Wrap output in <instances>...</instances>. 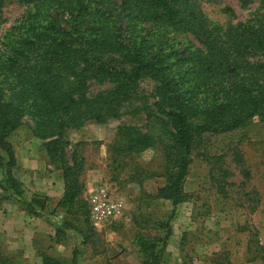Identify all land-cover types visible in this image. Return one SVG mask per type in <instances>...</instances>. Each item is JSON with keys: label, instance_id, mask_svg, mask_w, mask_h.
<instances>
[{"label": "trees", "instance_id": "obj_1", "mask_svg": "<svg viewBox=\"0 0 264 264\" xmlns=\"http://www.w3.org/2000/svg\"><path fill=\"white\" fill-rule=\"evenodd\" d=\"M30 1L25 16L0 40V200L23 195L8 137L27 117L33 137L42 141L50 164L61 172L63 191L56 202L33 196L22 205L33 216L61 209L64 217L55 233L72 229L85 240L74 222L91 223L82 196L85 160L80 142L71 143L66 131L86 121L119 119L141 79L155 83L153 104L159 115L152 118L162 138L123 124L112 149L128 156L161 145L165 184L156 194L143 193L145 198L167 199L173 206L184 202L189 195L183 183L198 138L243 129L254 118L264 122V11L231 25L221 39L193 0ZM238 2L264 6V0ZM173 33L191 34L199 46L175 42ZM103 85L107 87L91 90ZM211 158V172L217 169L211 180L223 192L228 184L224 155ZM235 159L241 161L238 152ZM134 168L130 178L140 183V176L155 173L137 164ZM134 222L145 227L136 218ZM158 226L166 229L163 237L134 238L143 264L165 261L170 226ZM12 258L0 249V264H10ZM41 258L42 264H64L44 253Z\"/></svg>", "mask_w": 264, "mask_h": 264}, {"label": "rangeland", "instance_id": "obj_2", "mask_svg": "<svg viewBox=\"0 0 264 264\" xmlns=\"http://www.w3.org/2000/svg\"><path fill=\"white\" fill-rule=\"evenodd\" d=\"M193 1L208 28H215L221 39L231 25L264 11V6L258 2L243 7L238 0ZM32 5L30 0H4L0 8V40ZM172 38L175 42L199 46L191 34L173 33ZM105 87L92 86L91 90ZM154 87L151 79H141L135 97L125 104V112L119 119L86 121L81 127L65 133V138L71 143L80 142L79 148L85 160L83 198L89 191L106 187L111 194L123 200L124 215L99 226H93L89 221L74 222L86 235L85 240L83 235L72 229H65L62 234L51 229L45 237L34 239L36 254L30 262L22 256L23 251L7 254L4 241H0L2 252L13 257L10 264H42L43 253L64 264H143L134 238L139 234L148 239L163 237L166 229L158 226L160 222H169L170 226L163 253L166 258L162 264H173L169 249L172 254L175 252L184 256L185 259L180 255L176 258L185 264H217L214 263L216 260H220L221 264H263L264 122L254 118L243 129L200 136L192 150L188 174L183 183V190L189 195L184 202L173 206L167 199L145 198L143 193L156 194L165 184L161 175L164 162L161 145L156 143L141 153L125 156L116 153L112 144L118 126L123 124L162 138L152 118L159 115L153 104ZM8 140L18 157L32 160L29 166L33 167L41 159H45L47 165L44 169H30L17 163L13 174L21 182L24 194L22 200H16L12 195L10 199L23 202L28 197L43 198L39 190L45 186L44 181L52 184L55 193H60V185L63 190L61 172L50 164L42 149V141L33 137L29 118L22 119L21 125L9 135ZM236 152L241 161L235 159ZM219 154L224 155L223 167L228 171L225 177L228 184L224 185L223 192L210 177L211 173L217 174V169L211 172V156ZM134 164L155 173L144 179L136 175L141 179L140 183V180L130 178L135 172ZM2 174L0 169V180ZM26 189L29 194H25ZM55 199L56 196V202ZM21 203L18 202V206L24 210ZM135 218L145 227H137Z\"/></svg>", "mask_w": 264, "mask_h": 264}, {"label": "crops", "instance_id": "obj_3", "mask_svg": "<svg viewBox=\"0 0 264 264\" xmlns=\"http://www.w3.org/2000/svg\"><path fill=\"white\" fill-rule=\"evenodd\" d=\"M28 150L29 147L27 151ZM15 157L17 163L20 164L23 168L31 169L33 167H37L39 169H44V167L47 166L45 163V159H41L38 164H33L32 167L29 166V164L32 163V160H25L21 157H18V154L16 152ZM44 182L45 186L42 187L41 190H39L40 192H38L40 194H43L44 196L51 197L53 201L55 196L57 197V199L55 200H59L62 196V185H60V193H55L53 191L54 189L51 186L52 184L48 185L46 181ZM26 193L29 194V191L27 189L25 190V194ZM1 194L2 191L0 190V196ZM26 199L30 200L29 197ZM16 200L22 199L16 197ZM16 200L14 201L10 198L0 200V241H4L6 249L8 250L7 254H15L17 252L23 251L22 256L24 258H27V261L30 262L36 254L34 239L45 237V235L50 232L51 229L56 230L57 228H59L62 224L64 213L56 208V210L52 214L43 212L41 214L42 216H29L18 206V202L21 203L22 201ZM168 252V254H170L169 256H172L173 258V264H185L183 260L180 261L179 259H177L180 254L177 255L175 252H173L172 254V251H170V249L168 250ZM180 256L185 259L184 256Z\"/></svg>", "mask_w": 264, "mask_h": 264}, {"label": "built area", "instance_id": "obj_4", "mask_svg": "<svg viewBox=\"0 0 264 264\" xmlns=\"http://www.w3.org/2000/svg\"><path fill=\"white\" fill-rule=\"evenodd\" d=\"M89 219L93 226L103 222L120 219L125 212V205L121 198L114 196L106 187H99L87 193L85 197Z\"/></svg>", "mask_w": 264, "mask_h": 264}]
</instances>
